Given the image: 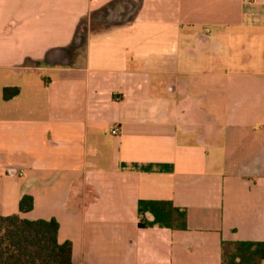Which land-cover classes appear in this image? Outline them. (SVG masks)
Segmentation results:
<instances>
[{
	"label": "crops",
	"instance_id": "crops-1",
	"mask_svg": "<svg viewBox=\"0 0 264 264\" xmlns=\"http://www.w3.org/2000/svg\"><path fill=\"white\" fill-rule=\"evenodd\" d=\"M139 200L185 228L138 227ZM12 214L55 219L72 264H222L264 242V0H0Z\"/></svg>",
	"mask_w": 264,
	"mask_h": 264
},
{
	"label": "trees",
	"instance_id": "trees-1",
	"mask_svg": "<svg viewBox=\"0 0 264 264\" xmlns=\"http://www.w3.org/2000/svg\"><path fill=\"white\" fill-rule=\"evenodd\" d=\"M18 94L17 87H5L2 98L9 100ZM29 195L20 198L18 209H32ZM138 227L184 229L186 211L163 201L139 200ZM149 214L151 219L146 215ZM58 223L55 219H25L17 214L0 215V264H72L69 241L57 242ZM264 242L236 241L224 245L222 264H262Z\"/></svg>",
	"mask_w": 264,
	"mask_h": 264
},
{
	"label": "built area",
	"instance_id": "built-area-1",
	"mask_svg": "<svg viewBox=\"0 0 264 264\" xmlns=\"http://www.w3.org/2000/svg\"><path fill=\"white\" fill-rule=\"evenodd\" d=\"M117 132H118V127L114 126V127L112 128V130H111V133H112L113 135H116Z\"/></svg>",
	"mask_w": 264,
	"mask_h": 264
}]
</instances>
